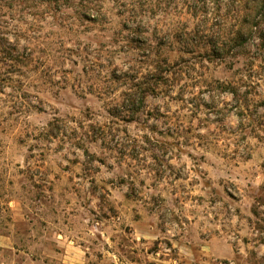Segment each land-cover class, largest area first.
<instances>
[{"label":"rangeland","instance_id":"374dc122","mask_svg":"<svg viewBox=\"0 0 264 264\" xmlns=\"http://www.w3.org/2000/svg\"><path fill=\"white\" fill-rule=\"evenodd\" d=\"M64 244L264 264V11L0 0V264H63Z\"/></svg>","mask_w":264,"mask_h":264},{"label":"trees","instance_id":"16d2710c","mask_svg":"<svg viewBox=\"0 0 264 264\" xmlns=\"http://www.w3.org/2000/svg\"><path fill=\"white\" fill-rule=\"evenodd\" d=\"M242 1L243 0H237V2L241 3L242 7L245 8L246 11H248L249 16L253 13H260V12L264 11V0H249L247 2L246 1L242 2ZM248 31H249V33L253 34L254 37L256 36L258 38V33L260 32V30H258V28L256 26L254 27V29H253V27L249 28ZM242 35H244V36L247 35V32H246V30H244V32L241 33V29H239L237 37H241ZM215 49H217V48H214V50ZM223 89L226 93L231 95L234 100L238 97L239 89H236L235 85L227 84L226 87L224 86Z\"/></svg>","mask_w":264,"mask_h":264},{"label":"crops","instance_id":"0c3cea01","mask_svg":"<svg viewBox=\"0 0 264 264\" xmlns=\"http://www.w3.org/2000/svg\"><path fill=\"white\" fill-rule=\"evenodd\" d=\"M66 250L63 251L60 255L61 259H62V263L63 264H83V262H81L80 259V255L79 253H77L78 251H76L74 248H72L73 250H71V247H69V245H65Z\"/></svg>","mask_w":264,"mask_h":264}]
</instances>
